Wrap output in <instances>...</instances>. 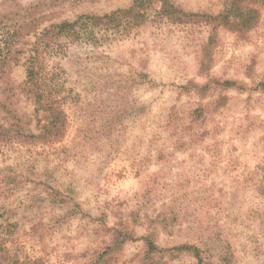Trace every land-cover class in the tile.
Listing matches in <instances>:
<instances>
[{
    "label": "rangeland",
    "instance_id": "374dc122",
    "mask_svg": "<svg viewBox=\"0 0 264 264\" xmlns=\"http://www.w3.org/2000/svg\"><path fill=\"white\" fill-rule=\"evenodd\" d=\"M167 1L210 17L228 2ZM12 2L42 0H0V12ZM45 2L39 28L132 0ZM255 21L241 33L218 25L202 63L201 17L61 39L46 55L61 84L51 91L64 112L59 139L0 133V264H90L108 245L95 264H200L178 244L199 248L204 264H264V7ZM7 77L19 85L23 66ZM13 102L37 135L35 106L21 91Z\"/></svg>",
    "mask_w": 264,
    "mask_h": 264
},
{
    "label": "trees",
    "instance_id": "16d2710c",
    "mask_svg": "<svg viewBox=\"0 0 264 264\" xmlns=\"http://www.w3.org/2000/svg\"><path fill=\"white\" fill-rule=\"evenodd\" d=\"M45 1H50L54 5L62 4L65 1L77 2L80 0H42V3L28 7H19L16 2H12L9 9L0 12V110L5 114L2 116L5 120L4 123H0V133L6 132L8 127L12 126L15 136L23 139L40 138L44 142L59 139L58 137L65 128L64 112L60 108V101L56 95L51 93L52 90L57 91L58 86L61 85L57 79L58 67L57 65L48 66L46 63V55L50 52L54 54L61 39L70 42L80 38L88 39L94 34L95 28L99 31L102 29L104 31L119 30L118 27L141 26L153 19L188 23L192 19L201 17L210 26L206 41L201 46L200 59L202 63V60L207 57L211 43L216 38L218 25L230 23L239 33L249 30L256 23L255 19L260 7H264V0H228L227 7L222 14L210 17L184 12L167 0H132L131 5L125 9H118L103 15L83 14L73 21L62 20L39 28L42 16L37 11L40 6L45 8L50 5ZM17 64L24 68V79L19 85L14 86L7 76L10 67ZM223 83L235 85L234 81L225 80ZM258 85L262 86V91H264V83L260 82ZM17 88L18 91H16ZM20 91L26 94L27 99L35 106L33 113L38 119L35 118L37 135L32 133V129L28 127L31 121L28 119L31 117L29 113H23L20 116L16 110L9 108ZM39 111L42 113V120L39 118ZM23 119H25L24 123ZM9 120L15 123L9 124ZM123 233L117 234L123 236L121 240H118V236L112 239V246L121 244L125 238L128 239L127 232ZM151 236L152 234L147 232L144 240L148 248L153 250L158 246ZM171 248L189 252L198 260V263L204 264L201 250L193 244H178ZM107 250H109V245L102 252H98L90 264H95L98 261V256L103 255ZM16 264L40 263L31 261L16 262Z\"/></svg>",
    "mask_w": 264,
    "mask_h": 264
}]
</instances>
